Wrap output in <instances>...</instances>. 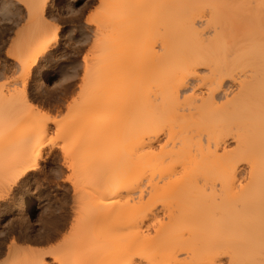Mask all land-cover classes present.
Masks as SVG:
<instances>
[{
    "label": "bare ground",
    "instance_id": "6f19581e",
    "mask_svg": "<svg viewBox=\"0 0 264 264\" xmlns=\"http://www.w3.org/2000/svg\"><path fill=\"white\" fill-rule=\"evenodd\" d=\"M135 1L108 3L109 24H101L95 58L85 70L92 85L89 97L72 110L68 131L57 133L71 136L70 128L77 129L72 145L92 156L82 159L81 154L74 165L64 153L65 165L74 172L80 212L73 241L60 246V256L53 258L61 264H264V0L156 1L162 12L160 66L149 74L146 97L125 107L124 90L136 72L133 60L154 50L143 35L150 34L151 20L135 21L130 30L132 16H139V9L143 14V4L150 3ZM23 3L28 20L38 12L44 17L47 0ZM40 20L30 24L27 41L8 52L26 79L58 42V31L49 28L53 24ZM26 84L22 96L0 101V153L7 147V160L0 166L1 202L40 168L53 143L50 125H59L30 104ZM122 125L130 127L129 136L124 135V146L132 148L130 165L124 170L98 165L97 150L108 141L109 148L112 142L123 144ZM116 135L123 141H113ZM74 149H68L71 157ZM191 203L200 213L187 210ZM186 204V211L178 208ZM97 225L108 232L91 252L85 234ZM202 225L212 228L213 237L199 249L192 239L195 230L188 234L192 237L185 233ZM150 228L154 236L142 234ZM4 252L0 245V257ZM7 253L4 264H51L47 253L16 243Z\"/></svg>",
    "mask_w": 264,
    "mask_h": 264
},
{
    "label": "rangeland",
    "instance_id": "374dc122",
    "mask_svg": "<svg viewBox=\"0 0 264 264\" xmlns=\"http://www.w3.org/2000/svg\"><path fill=\"white\" fill-rule=\"evenodd\" d=\"M24 1L27 0H6L4 10L0 13V16H2V19H0V101L2 102L3 99L10 98L11 94H16L18 97L22 96L23 90L25 89L24 82H26V95L30 104H32L33 107L38 108L41 114L50 116L54 121L59 122V125H50L52 129L49 131V136L50 141L53 143H50L48 147H46L44 160L41 161L40 168L37 171L30 173L27 178L22 180L23 182L18 183V185L16 184V186L9 191L11 192L9 193L10 196L5 202L0 201V245H3L5 250L4 254L0 257V264H4L7 258H9L7 253L8 247L12 246L14 243H16L18 247L21 246L26 249L33 248L40 250L43 253H47L48 256L45 258L51 264H61L60 260L55 261L53 257L60 256L58 251L60 246L70 243L71 240L73 241L75 236V222L78 211L80 212L78 209L79 206L77 207L76 205V194L73 189L74 185L72 178L74 176V172L71 168H68L65 165L66 162L64 153L68 152L67 154L70 155L69 157L73 158V160L71 159V162L74 161V165L77 164H75V161L83 157L80 156L81 154L84 155V158L82 159H85V155L87 157V153L90 155L92 153L88 151L87 153H85V151L82 152L84 148L79 150L77 147L73 146L76 145V143H73L74 138L72 137H75L76 133L74 132H78L77 129H73V127L70 128V131H72L70 134H74L71 136H69V132H62L64 135L66 134V142L64 141V135L60 136L57 133L61 131L65 132L66 130L68 131L66 128L70 127L71 124L67 119L72 110L77 107V103L80 104V102L87 96L89 97L92 85L90 78L87 75L88 73H86L87 71L85 72V70H87L86 66L90 65V59L95 58L96 54H94L93 45H96L95 41L97 40L94 41V39L97 38L96 36L98 35V32L100 33V29H103L105 26L103 25L101 27V24H105V22L108 23L106 20L110 18L107 12V7L111 0H85L80 8L75 7L77 3H73V0H47L44 17L41 18V14L38 12V15H36L35 18L29 19L30 21L28 20L29 13L26 8L27 5L26 3H23ZM149 1L151 4L153 3V0H148V2ZM156 1L158 0H154V3ZM135 2L139 5L138 0ZM141 2H143V0H141ZM158 2L155 3L156 5L154 3L153 5L148 3L147 6L146 4H143L145 8L147 7L149 10L151 8V12L149 13V10L144 7L141 8V6V9H145L144 11L141 10L143 14L139 13V9L137 12L139 16L135 14L137 17L132 16L131 21L129 20V26H131L130 30L133 25H137L135 24L136 22L140 23L143 20H146L147 23L149 20L155 21L153 22V25L150 21L151 26H153L150 34L148 35L147 31L143 34L147 40H149V44L154 50L152 49V53L148 52L145 55H142V57L140 56V59L133 60L132 66L133 69H136V72L134 73V82L130 83V85L124 90V92L127 93V97L124 98L125 100L123 99L125 107L133 105L138 98L141 99L146 97L148 91L145 90L143 92V90L146 89L148 85L149 74L156 71L155 69L157 68L159 61L158 56L162 54L160 48L162 33L159 35V32H162V30H160L161 24L158 25L161 23L162 12H160L161 6H159L160 9L156 7ZM56 5L59 9L54 10V7L52 8L51 6ZM155 7L156 9H154ZM157 10H159L158 12L160 14ZM152 11L155 15L151 14L153 13ZM159 15H161L160 18ZM153 16L154 18H152ZM40 18L42 23L44 22L43 24L46 26L48 24V26L53 24V26L49 28H53L54 30L51 29L53 31H55V29L58 31V42L54 43L49 52L43 56L44 58H42L41 62L35 68L30 77L26 79L22 72H20L21 69L17 62L12 58H9L12 56L11 53L13 54L11 48L12 46L13 48L16 47V49H13L15 52L23 43L27 41V33L31 31L30 24H32L35 20H40ZM133 18H135V20ZM26 29H28V31H26ZM95 32H97V34ZM146 33L148 37L145 35ZM9 50L12 51L10 53L11 56L8 55V52H10ZM149 58H154V60L151 61ZM85 59H89V63L86 62ZM158 69L159 68H157V70ZM24 78L26 80H24ZM140 90H142L141 93L136 92ZM122 126L123 132H121L119 128V133L121 134L119 137L123 138V144H120L121 147L118 146L120 143L119 141L121 140L122 142L123 140L116 135L115 138H117V140L113 141L117 143L119 140V143L116 144L117 147H115V144H113L114 142H112L111 147L109 148L108 145L110 144V141H108L109 143L104 145L107 149H104V147L102 148L104 152L102 149H100V152L97 150L99 157L94 153L95 155L93 154V158L97 156L95 159H99V162L96 160L98 165L115 166L123 170L128 168L130 165L129 163H131L132 159V148L130 147L129 149L124 146L126 142L125 139L129 136L130 127L127 125ZM80 128L81 127H78V129ZM57 135H59L60 138ZM124 135H127V137L125 136V138ZM112 145L114 147H112ZM74 147L78 150V153L80 152V154H78L80 157L74 153L77 151ZM69 148L71 150L74 149L72 157L70 153L71 150H68ZM1 150L0 166H3V164H5V160H7V155L5 154L7 147L3 146ZM100 161L102 163L104 161L105 163L102 164ZM173 203L174 202H171V204ZM27 204H29V209L24 211L23 207ZM191 204L192 209L187 210L190 212L192 211L193 214L200 213V211H197V204ZM189 205L190 204H186L180 207L175 205L171 207H174L172 209L176 210L175 207L178 206L180 210H184V208L190 207ZM158 207V210H160L162 205H158ZM171 207L168 209L170 210ZM199 207L201 209L200 205ZM81 208L83 207L81 206L80 209ZM172 209L171 211H173ZM204 209L205 207L202 209L201 212L203 213L201 214H204ZM161 213L162 212H160V216L162 215ZM92 227L85 234L87 246L89 248L92 247L90 248L91 252L94 248H98V241H100V239L103 240L104 234L108 232L107 229L101 228L100 230L98 225L97 227ZM203 227L204 225H202L201 228L190 227L189 230L192 233H185L186 237H192L193 235L188 234H193L195 230L194 233L196 236L193 237L196 238L192 239H195L194 241L198 240L196 243L200 246L196 247L199 249L202 248V246H205L204 248H206L208 245L205 244L210 243L211 241L209 237H213L212 228L204 227L206 229L205 230ZM198 228L199 230H197ZM150 229L152 230L147 229V232L146 229H143L144 231L142 234L144 235L145 233H148L149 235V232L151 231V234L153 233L152 236H154L155 230L153 228ZM148 235L146 236L148 237ZM99 236H101V238H99ZM147 237L146 240L149 239ZM98 238L99 240H97ZM100 249L101 248L99 247V253L101 251ZM64 264L69 263L65 261Z\"/></svg>",
    "mask_w": 264,
    "mask_h": 264
},
{
    "label": "snow or ice",
    "instance_id": "6c2138e0",
    "mask_svg": "<svg viewBox=\"0 0 264 264\" xmlns=\"http://www.w3.org/2000/svg\"><path fill=\"white\" fill-rule=\"evenodd\" d=\"M5 2H6V0H0V13H2L3 10H4ZM84 2H85V0H78V2H77V4L75 5V7H76V8H80V7L83 5ZM0 19H2V16H0ZM133 264H140V262L134 260V261H133ZM224 264H227V261H225Z\"/></svg>",
    "mask_w": 264,
    "mask_h": 264
}]
</instances>
